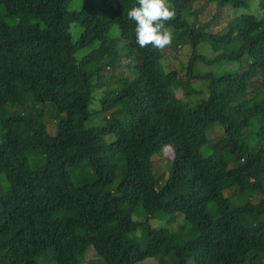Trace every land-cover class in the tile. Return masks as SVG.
I'll list each match as a JSON object with an SVG mask.
<instances>
[{"label":"trees","instance_id":"trees-1","mask_svg":"<svg viewBox=\"0 0 264 264\" xmlns=\"http://www.w3.org/2000/svg\"><path fill=\"white\" fill-rule=\"evenodd\" d=\"M71 1L0 0V264H37L49 252L56 264H81L90 250L103 264L170 252L179 264H264V0L260 15L218 27L192 21L193 0H169L166 10L161 0H83L70 11ZM26 15L35 20L23 24ZM73 24L83 29L75 41ZM114 26L119 37L109 36ZM163 26L190 45L185 76L206 80L205 100L177 96L178 73L165 70L152 37ZM196 61L237 65L195 75ZM124 63L126 75L104 72ZM46 102L60 112L52 129L39 109ZM99 116L106 131L96 135ZM216 123L222 146L204 155ZM165 146L162 181L155 161ZM138 206L182 223L154 229L132 219Z\"/></svg>","mask_w":264,"mask_h":264},{"label":"rangeland","instance_id":"rangeland-1","mask_svg":"<svg viewBox=\"0 0 264 264\" xmlns=\"http://www.w3.org/2000/svg\"><path fill=\"white\" fill-rule=\"evenodd\" d=\"M83 0H72L68 5V10H77L82 5ZM172 4L169 0H161L160 9L166 10ZM201 8V9H198ZM191 10H196L197 15L200 16L199 21H195V18H192V21L195 23H202L203 22H210L215 23L217 27L220 24H224V22L234 16L245 14V13H252L255 15H260L261 12L258 8V0H247V4L245 7H238L235 8L231 4H224L223 6L219 3V0H193L191 5ZM35 20V17L26 15L22 23L27 24ZM82 27L79 25L73 24L70 28V32L73 37V41L77 39L79 34L82 32ZM173 28L163 26L160 29H157L153 32L152 37L155 40L157 46H159V50L162 53V64L166 71H175L178 73V80L176 81V93L177 96L183 99L185 102L189 104H197L208 97V89H207V82L204 79H192L188 81L186 79L185 73L186 69L185 66L188 63L189 57L192 53V49L190 45L187 43L186 39L176 40L172 37ZM119 29L118 27L114 26L111 31L109 32V36L111 37H119ZM122 44V42H121ZM125 45V44H123ZM209 49V48H208ZM201 49L199 50V54H203V56L207 57L206 60L213 57L214 53L210 51V49ZM90 51V48H84L76 52V56L81 57L83 54ZM132 56L127 55L126 61L128 62L129 66L132 65ZM128 65L122 64V66L116 68H107L104 72L109 75L110 77H118L119 75H126L128 74ZM237 63L235 62H222V63H210V62H203V61H196L194 63L193 74H219L224 72L228 69H234ZM102 95V88H98L95 91V99L93 100V108H99V98ZM43 107L39 109H44V117L47 123L50 124L51 129L53 122L59 118L60 112L56 108V106L51 102H46ZM99 116L95 123L94 132L95 134L104 133L106 131L104 122L100 119ZM214 127L209 130V143L202 148V153L204 155L210 154L212 151L216 149V147L222 146V135L221 129L219 125L216 123L213 125ZM172 155V150L169 146H165L163 148V155L161 158L155 161V166H157V174L160 179L163 181L167 174V166L169 160ZM30 162L32 166L36 167L39 164L38 158L36 156L30 157ZM228 163L230 167H237L238 161L233 158H228ZM89 169L88 171H90ZM82 182H92L94 180V176L92 174L87 175L86 178H80ZM119 183L118 174L113 181V187H117ZM245 196L249 197V194ZM240 197L238 195H233V199L237 200ZM145 208L148 210L149 205L147 202L144 203ZM147 214L143 212L142 206L137 207V213H134L132 219L134 221H144L147 219ZM148 222L150 226L154 229L158 228H169L172 230H177L182 223V219H177L170 224H165L163 221L160 220L159 216H153L148 218ZM142 233L141 228H138L135 232V235L140 236ZM192 233V232H191ZM37 264H56L51 259V252H49L46 256L40 257L37 259ZM81 264H103L101 258L92 250H90ZM136 264H179V261L174 254V252H170L167 255H161L156 257H147L142 259L141 261L137 262Z\"/></svg>","mask_w":264,"mask_h":264}]
</instances>
